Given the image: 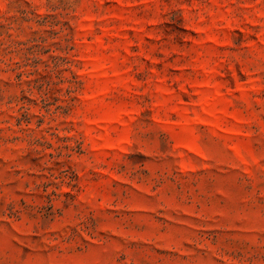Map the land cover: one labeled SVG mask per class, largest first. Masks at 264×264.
Returning <instances> with one entry per match:
<instances>
[{
    "label": "rangeland",
    "instance_id": "rangeland-1",
    "mask_svg": "<svg viewBox=\"0 0 264 264\" xmlns=\"http://www.w3.org/2000/svg\"><path fill=\"white\" fill-rule=\"evenodd\" d=\"M0 264H264V0H0Z\"/></svg>",
    "mask_w": 264,
    "mask_h": 264
}]
</instances>
